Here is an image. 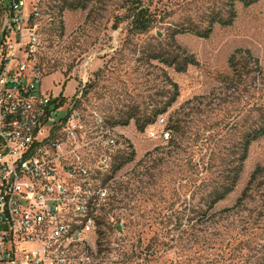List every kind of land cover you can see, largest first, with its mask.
<instances>
[{
	"label": "rangeland",
	"instance_id": "rangeland-1",
	"mask_svg": "<svg viewBox=\"0 0 264 264\" xmlns=\"http://www.w3.org/2000/svg\"><path fill=\"white\" fill-rule=\"evenodd\" d=\"M67 1L74 0L39 2L40 41L32 60L42 74L40 90L70 97L84 85L82 111H97L117 129L112 167L131 157L107 172L108 195L119 201L106 214L100 245L97 230L93 234L89 264H264L260 178L239 208L196 222L202 181L216 176L221 158L264 110V80L253 82L252 73L227 80L228 59L237 50H249L264 73V0L236 1L232 23H214L208 37L175 30H201L215 15L226 17L227 0H138L153 17L143 32L128 26L132 0H84L85 8L61 10ZM157 49L187 54L195 63L176 71L151 57ZM247 63L244 71L254 67ZM172 82L178 94L167 105ZM164 108L165 126L180 119L176 147L134 122ZM257 165H264V136L249 145L240 178L216 211L235 205Z\"/></svg>",
	"mask_w": 264,
	"mask_h": 264
},
{
	"label": "built area",
	"instance_id": "built-area-1",
	"mask_svg": "<svg viewBox=\"0 0 264 264\" xmlns=\"http://www.w3.org/2000/svg\"><path fill=\"white\" fill-rule=\"evenodd\" d=\"M39 2L0 0V264H89L117 129L82 111L84 85L40 90ZM146 131L170 136L162 115Z\"/></svg>",
	"mask_w": 264,
	"mask_h": 264
},
{
	"label": "trees",
	"instance_id": "trees-1",
	"mask_svg": "<svg viewBox=\"0 0 264 264\" xmlns=\"http://www.w3.org/2000/svg\"><path fill=\"white\" fill-rule=\"evenodd\" d=\"M236 1L242 2L244 5H250L257 0H227V6H228V15L224 17L222 14L215 15L211 20L208 26L205 28L198 30V29H178L175 30V32H184V31H190L193 34H196L201 37H208L209 34L212 31L213 24L218 23L220 25H228L232 23L234 17H235V10H234V3ZM86 3L84 0H74V1H67L65 2L61 10L63 9H70L75 10L78 8H85ZM127 18H128V26L134 31L137 32H143L149 29L153 23V17L150 9L142 5L138 0H132L130 5L127 9ZM177 34V33H174ZM151 57L153 59L158 60L159 62L164 63L165 65L174 68L176 71H185L187 66L190 64L195 63L193 57L184 54L179 55L178 53H175L173 50H161L157 49L155 50ZM247 60L248 62L252 63L254 67H251L250 69H247L244 71V68L247 66ZM246 61V64H245ZM228 64L231 69V73L229 76H227V80L229 82H238L241 80L242 75L244 73H252L251 79L253 82H255L258 79L264 80V73L259 65V61L257 58H255L249 50H237L233 52L228 59ZM173 88L175 89L174 94L171 96L170 100L168 101L167 105L172 104V102L176 99V96L178 94L177 91V85L176 83H171ZM60 101H63L65 98L60 96ZM165 110L161 109L157 111L152 118H147L144 120H141L138 117H135V125L137 130L143 131L144 128L147 125L152 124L156 117ZM123 124L128 123V119L124 120L122 122ZM166 129L169 131L170 136L167 140V146L176 147L178 146V142L180 141L181 136V129L182 126L180 125V119H174L171 120V123L166 126ZM210 136V135H208ZM207 136V137H208ZM264 136V110L263 113L260 114L259 119L256 123H253L248 128L244 129L240 132V135L238 137V140L235 143V148L230 149L226 152V154L221 158V161L223 163V166L218 170L215 177L209 179V180H203L202 185L204 188V194L201 195V203L197 207L196 211V218L198 224H204L207 222H210L214 220V218L220 213V212H231L234 208H239L243 202L249 197V195H246L247 192L252 188V185L256 182L257 179H261L260 184L263 187L264 192V165H257L253 171L251 172V175L247 181L246 186L244 187L242 191V195H240L237 198V201L235 202V205L233 207H226L221 209L220 211L215 210L216 204L224 200L230 192L233 191L235 188L240 175L243 170L244 161L248 154V148L252 141L256 140L257 138H260ZM170 155V151L166 152ZM212 151L208 154L211 155ZM131 157L126 158L125 160L119 159L117 164L113 167H111L112 171L118 170L122 164L126 161H129ZM207 165L210 163V156L208 157ZM112 177V174H107L105 179V182H107ZM262 204L260 206H264V195ZM114 201H119V199H114L113 195H108L105 201V206L103 205L100 208V211L103 214H99L98 221H97V232H98V244L100 245L102 242V238L104 237V229L102 227L107 225V219L106 214L108 211L112 210L114 208ZM109 205L108 209L106 210V206ZM117 228H121V225L119 223L116 224ZM149 248V246H147Z\"/></svg>",
	"mask_w": 264,
	"mask_h": 264
},
{
	"label": "water",
	"instance_id": "water-1",
	"mask_svg": "<svg viewBox=\"0 0 264 264\" xmlns=\"http://www.w3.org/2000/svg\"><path fill=\"white\" fill-rule=\"evenodd\" d=\"M4 33V32H3Z\"/></svg>",
	"mask_w": 264,
	"mask_h": 264
}]
</instances>
